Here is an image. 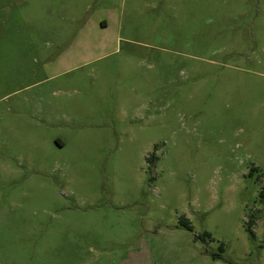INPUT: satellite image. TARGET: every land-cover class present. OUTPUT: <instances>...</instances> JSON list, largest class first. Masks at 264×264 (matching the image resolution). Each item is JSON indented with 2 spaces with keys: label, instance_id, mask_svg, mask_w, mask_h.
Returning a JSON list of instances; mask_svg holds the SVG:
<instances>
[{
  "label": "rangeland",
  "instance_id": "obj_1",
  "mask_svg": "<svg viewBox=\"0 0 264 264\" xmlns=\"http://www.w3.org/2000/svg\"><path fill=\"white\" fill-rule=\"evenodd\" d=\"M263 190L264 0H0V264H264Z\"/></svg>",
  "mask_w": 264,
  "mask_h": 264
},
{
  "label": "trees",
  "instance_id": "obj_2",
  "mask_svg": "<svg viewBox=\"0 0 264 264\" xmlns=\"http://www.w3.org/2000/svg\"><path fill=\"white\" fill-rule=\"evenodd\" d=\"M261 196H262V198L264 199V190L262 191ZM181 224H182V226H184L187 230L192 231V226H191V224L189 223L188 220H186V219H182V220H181ZM247 230L250 232V234H251L252 237H255V233H254V231L252 230V228H251L250 226H248ZM204 236H205V237H208V238H211V236H210L209 233H205ZM212 258H213L214 260H217V259L220 260L222 257H221L220 255H217V256H213Z\"/></svg>",
  "mask_w": 264,
  "mask_h": 264
}]
</instances>
